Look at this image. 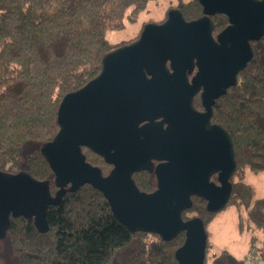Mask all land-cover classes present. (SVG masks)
<instances>
[{
  "label": "water",
  "instance_id": "water-1",
  "mask_svg": "<svg viewBox=\"0 0 264 264\" xmlns=\"http://www.w3.org/2000/svg\"><path fill=\"white\" fill-rule=\"evenodd\" d=\"M198 1L200 18L187 21L180 9H171L163 23L146 24L139 39L107 53L99 75L63 98L59 132L42 148L59 188L55 195L49 181L0 171V239L12 217L48 231L49 206L89 184L130 231L165 241L185 233L178 263L205 264V223L182 215L194 196L206 200L210 212L223 210L231 198L237 170L233 140L212 122L213 106L237 85L253 58L251 43L264 36V0ZM217 14L229 24L215 37ZM200 91L203 112L193 105ZM83 147L113 165L107 176L87 162ZM153 160L162 163L155 168ZM154 169L157 190L140 191L133 174ZM214 174L219 184L211 180Z\"/></svg>",
  "mask_w": 264,
  "mask_h": 264
},
{
  "label": "trees",
  "instance_id": "trees-1",
  "mask_svg": "<svg viewBox=\"0 0 264 264\" xmlns=\"http://www.w3.org/2000/svg\"><path fill=\"white\" fill-rule=\"evenodd\" d=\"M151 1L0 0V171L28 172L49 181L56 194L59 188L42 148L59 132V105L99 75L107 53L139 39L148 22L128 41L112 42L109 33L136 23ZM178 9L187 21L203 15L198 0L182 1ZM212 20L216 37L229 21L223 14ZM251 44L253 58L239 73L237 85L216 100L212 122L231 135L237 162L226 207H236L241 231L264 233V197L245 182L248 173L264 174V36ZM82 150L104 176L110 173L112 167L103 157ZM212 180L217 181L216 176ZM137 184L151 192L155 177L145 173ZM219 212L208 211L206 200L195 196L182 216L205 223V264H247L226 249L210 256L214 245L208 227ZM47 222L48 231L41 232L33 220L12 217L0 239V264H179L176 251L185 241V233L165 241L154 233L130 231L89 184L49 206ZM250 242L253 247L257 237ZM259 250L263 256L264 247Z\"/></svg>",
  "mask_w": 264,
  "mask_h": 264
},
{
  "label": "rangeland",
  "instance_id": "rangeland-1",
  "mask_svg": "<svg viewBox=\"0 0 264 264\" xmlns=\"http://www.w3.org/2000/svg\"><path fill=\"white\" fill-rule=\"evenodd\" d=\"M182 1L187 2L190 0H152L149 2L146 10L140 14L136 23L128 24L126 28L121 31L109 33V39L112 42L123 40L128 41L132 39L137 35L143 23L164 22L168 17L167 12L174 8L178 9V6ZM247 182L255 187L256 194L259 197H264V174L249 175ZM189 216L192 217V214H187V217ZM208 228L211 230L213 237L215 245L214 252H219V250L223 248L237 258L246 260L247 264H249V260L253 256L257 259L259 264H264V255H260L261 252L259 250L264 239V233L260 231H241L239 229L238 212L236 207L228 206L224 208L219 212L214 222L211 223ZM252 236H257V242L253 247L250 242ZM258 240L260 242H258ZM210 256L212 257L214 254L212 253Z\"/></svg>",
  "mask_w": 264,
  "mask_h": 264
},
{
  "label": "flooded vegetation",
  "instance_id": "flooded-vegetation-1",
  "mask_svg": "<svg viewBox=\"0 0 264 264\" xmlns=\"http://www.w3.org/2000/svg\"><path fill=\"white\" fill-rule=\"evenodd\" d=\"M200 18V17H199ZM229 21V20H228ZM226 28V27H225ZM224 28V29H225ZM223 29V30H224ZM222 30V31H223ZM197 68H195L194 69V71H193V73L192 74H189V80L191 81L192 80V78L194 77V75L196 74V72H197ZM201 93H202V91H200L195 97H194V100H193V105H194V107H195V109L196 110H198L199 112H203L205 109H204V106H203V104H202V98H201ZM200 99V106H195V99ZM214 124H217V123H214ZM153 163H154V165H155V168H156V166H158L159 164H161L162 163V161H159V160H153ZM109 165H111V164H109ZM111 170L113 169V165H111ZM111 172V171H110ZM145 173H149V174H151V175H154V177H155V181H156V187L154 188V190L153 191H151V192H154L155 190H157V184H158V181H157V176H156V173H155V169H154V171H149V170H142V171H139V172H135L134 174H133V179H134V181H135V183H136V185H137V187L139 188V186H138V184H137V180H139V178L141 179L144 175H145ZM213 176H216V178H217V181H213L212 180V178H213ZM212 176V178H211V180L213 181V182H215L216 184H219V181H218V174H214ZM69 187V186H68ZM139 190L140 191H142V192H146V191H143V190H141L140 188H139ZM151 192H146V193H151ZM195 197V196H194ZM197 197V196H196Z\"/></svg>",
  "mask_w": 264,
  "mask_h": 264
},
{
  "label": "crops",
  "instance_id": "crops-1",
  "mask_svg": "<svg viewBox=\"0 0 264 264\" xmlns=\"http://www.w3.org/2000/svg\"><path fill=\"white\" fill-rule=\"evenodd\" d=\"M249 175H252L251 173H248V175H247V177H246V180H245V182L246 183H248L247 182V178H248V176ZM260 175V174H259ZM250 184V183H249ZM258 196V195H257ZM259 197V196H258ZM238 212V211H237ZM209 231H210V235H211V241H212V243H213V245H214V241H213V237H212V234H211V230L209 229ZM260 232H262V231H260ZM257 237V236H256ZM258 242H260L259 240H258ZM261 247L263 248L264 247V239H263V241H262V243H261ZM223 249V248H222ZM215 251V245H214V249H213V254L215 255L216 253H218V251L217 252H214ZM233 255V254H232ZM234 256V255H233ZM236 257V256H235ZM237 258V257H236ZM240 259V258H239Z\"/></svg>",
  "mask_w": 264,
  "mask_h": 264
},
{
  "label": "built area",
  "instance_id": "built-area-1",
  "mask_svg": "<svg viewBox=\"0 0 264 264\" xmlns=\"http://www.w3.org/2000/svg\"><path fill=\"white\" fill-rule=\"evenodd\" d=\"M252 257V256H251ZM257 263V259L253 256L250 260H249V264H256Z\"/></svg>",
  "mask_w": 264,
  "mask_h": 264
}]
</instances>
